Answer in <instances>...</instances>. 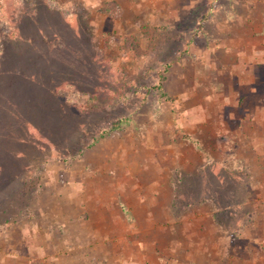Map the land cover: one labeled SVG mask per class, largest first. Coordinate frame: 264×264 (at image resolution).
<instances>
[{
  "label": "rangeland",
  "instance_id": "374dc122",
  "mask_svg": "<svg viewBox=\"0 0 264 264\" xmlns=\"http://www.w3.org/2000/svg\"><path fill=\"white\" fill-rule=\"evenodd\" d=\"M228 1L0 2V264L62 243L64 215L98 216L90 188L117 182L145 183L185 214L191 245L201 240L194 219L216 210L215 227L203 219L200 229L214 233V264H264V153L234 132L215 140L185 111L196 102L200 119L206 106V23L219 7L245 14L252 0ZM161 73L173 100L156 86ZM198 80L193 101L183 98Z\"/></svg>",
  "mask_w": 264,
  "mask_h": 264
},
{
  "label": "crops",
  "instance_id": "0c3cea01",
  "mask_svg": "<svg viewBox=\"0 0 264 264\" xmlns=\"http://www.w3.org/2000/svg\"><path fill=\"white\" fill-rule=\"evenodd\" d=\"M217 3L218 0L215 7ZM246 5L245 14L235 16L231 5L227 11L222 7L216 8L218 13L206 23V29L213 30L210 36L206 30L209 37L206 39V61L211 62L206 64V106L200 119L198 115L201 114L195 112H200L196 102L185 111L190 112L188 121L191 124L206 126L208 136L214 135L216 140L218 134L234 132L239 137L236 136L235 141L252 143L258 157L264 153V0H252ZM200 73L196 71V77L202 79ZM200 84L201 80L191 86L186 84V95L182 97L193 101L194 96H188L192 90L189 88ZM130 153L134 154L127 152L128 156ZM128 183L117 182L116 188L114 184L109 190L105 187L99 193L91 187L92 192L88 195L98 194V202L89 207H98L99 215L93 216L88 211L83 217L65 214L60 225L65 240L60 244L29 247L31 254H35L34 249L42 248L43 258L40 260L27 255V258L31 257L27 264H81L77 263V254H103L104 262L101 264L215 263L217 249L215 244H211L214 233L211 235V232L200 229H206L203 219L215 227L216 210L211 211V216L194 219L201 240L191 245L193 233L185 227L192 222L184 220L185 214L175 218L170 205L159 198L160 195L146 191L145 183L139 182L136 187H133L135 184L128 186ZM83 189L82 183L80 192ZM117 202L123 206L125 203L129 212L121 211L123 206ZM174 220L175 225L171 227ZM146 239L151 243H144ZM167 253L174 257H166ZM14 254L17 259L21 258L17 251ZM50 254L52 256H45ZM16 264L24 263L18 261Z\"/></svg>",
  "mask_w": 264,
  "mask_h": 264
},
{
  "label": "trees",
  "instance_id": "16d2710c",
  "mask_svg": "<svg viewBox=\"0 0 264 264\" xmlns=\"http://www.w3.org/2000/svg\"><path fill=\"white\" fill-rule=\"evenodd\" d=\"M13 3H16L18 2L19 3V0H12ZM1 2V5H3L5 8H6V11L9 9V7H7V0H0ZM18 8V7H17ZM133 43V42H132ZM159 81L157 82L156 86L157 88L159 89L161 95L165 98V99H172L173 100V97L170 96L167 92H165L164 90V81H165V76L161 73V75L159 76ZM228 203H231V201H227L225 204L227 205ZM218 206H221L222 205V202L221 200H219L217 202Z\"/></svg>",
  "mask_w": 264,
  "mask_h": 264
}]
</instances>
